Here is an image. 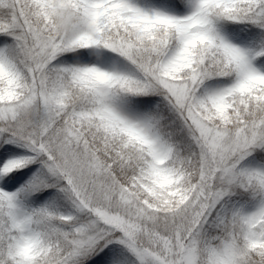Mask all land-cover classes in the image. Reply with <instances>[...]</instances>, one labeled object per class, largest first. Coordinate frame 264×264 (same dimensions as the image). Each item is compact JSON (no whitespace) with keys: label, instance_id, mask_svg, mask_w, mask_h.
<instances>
[{"label":"snow or ice","instance_id":"6c2138e0","mask_svg":"<svg viewBox=\"0 0 264 264\" xmlns=\"http://www.w3.org/2000/svg\"><path fill=\"white\" fill-rule=\"evenodd\" d=\"M0 264H264V0H0Z\"/></svg>","mask_w":264,"mask_h":264}]
</instances>
